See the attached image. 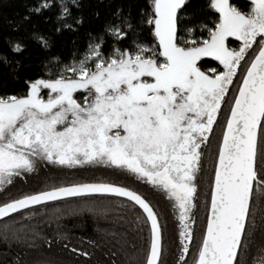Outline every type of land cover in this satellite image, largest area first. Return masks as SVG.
Returning <instances> with one entry per match:
<instances>
[{
    "label": "snow or ice",
    "instance_id": "snow-or-ice-1",
    "mask_svg": "<svg viewBox=\"0 0 264 264\" xmlns=\"http://www.w3.org/2000/svg\"><path fill=\"white\" fill-rule=\"evenodd\" d=\"M249 5L242 10L231 0H150V11L142 9L139 19L118 9L104 33L90 37L82 58H50L47 78L26 81L22 94L0 95V193L49 165L103 164L118 177H45L40 189L0 202V219L32 218L73 198L106 199L128 218L123 235L112 233L127 264H163L164 224L158 206L134 186L143 182L166 195L176 213L177 264H248L244 257L254 247L261 255L255 264H264V0ZM80 6L79 0H37L19 25L54 10L56 31L75 30L84 23L82 16L73 17ZM209 15L214 19L205 23ZM144 24L151 26L154 44L133 39L131 47L119 46ZM31 36L51 47L46 36ZM105 36L116 41L107 55ZM9 43L16 53L27 47L21 40ZM203 58H214L222 70L202 69ZM80 90L87 93L82 100L76 98ZM217 127L222 133L197 243V193Z\"/></svg>",
    "mask_w": 264,
    "mask_h": 264
},
{
    "label": "trees",
    "instance_id": "trees-1",
    "mask_svg": "<svg viewBox=\"0 0 264 264\" xmlns=\"http://www.w3.org/2000/svg\"><path fill=\"white\" fill-rule=\"evenodd\" d=\"M80 8H73V17L82 16L84 23L75 30L64 29L56 31L59 26L55 11H46L43 15H34L26 25H19V18L26 13V9L37 0H0V57L7 56L11 63L6 64L0 58V95L22 94L26 90V81L38 76L47 78V61L53 57H60L64 63H70L76 58H82L86 51L90 37L104 33L105 26L116 19L118 9L125 13L131 12L137 19L141 10L150 11V0H79ZM198 0H193L197 3ZM242 10H248L249 4L243 0H234ZM214 19L209 15L204 21ZM68 23H72L70 18ZM32 32L40 33L49 39L50 48H44L36 41ZM183 35V33H181ZM133 39L152 45L155 43L151 26L142 25L135 33L119 42L121 48H129ZM21 40L27 47L22 53L13 51L11 42ZM231 46L238 47L239 41L230 38ZM116 45L111 36H105L102 50L109 54ZM19 62V63H17ZM222 65L218 61L204 59L202 69L210 70ZM53 66V71H55ZM45 90V95H46ZM87 95L83 90L78 91L76 98L82 100ZM224 117H221V122ZM222 128L215 129L210 148L206 150L204 158L205 175L197 193L196 240L199 242L205 225L207 212L206 197L208 193V177L212 174L213 158L218 147ZM45 177H58L62 182H79L91 180L117 179L116 173L103 164L76 168H61L58 165L41 167L38 174L30 175L27 180L16 178L7 191L0 193V202L8 198H15L21 191L38 190ZM125 183V180L119 177ZM140 191L158 206L161 220L164 224L163 264H177L179 255V238L176 213L173 212L168 198L163 193L141 182ZM260 214L257 215L259 221ZM128 227V218L118 210L116 203L110 204L106 199L93 197L74 198L62 204H50L46 211L39 210L35 217L20 219L15 214L11 218L0 221V264H34L38 260H53L57 264H127L128 255L125 254L119 237L113 232L123 235ZM58 233L63 236H58ZM258 240L260 233L257 234ZM95 241V243H92ZM49 243L51 247L49 248ZM34 245V247H33ZM67 245V247H64ZM142 247V244L140 245ZM88 251L91 255L84 257L72 252V248ZM141 256L143 253L140 254ZM191 259V258H189ZM248 264H255L261 259L255 247L250 255L244 257Z\"/></svg>",
    "mask_w": 264,
    "mask_h": 264
},
{
    "label": "flooded vegetation",
    "instance_id": "flooded-vegetation-1",
    "mask_svg": "<svg viewBox=\"0 0 264 264\" xmlns=\"http://www.w3.org/2000/svg\"><path fill=\"white\" fill-rule=\"evenodd\" d=\"M234 0H231V2H233ZM243 1H245L246 3H248L249 4V0H243ZM204 59H208V60H215L214 58H203V60ZM195 211H196V209H195Z\"/></svg>",
    "mask_w": 264,
    "mask_h": 264
},
{
    "label": "water",
    "instance_id": "water-1",
    "mask_svg": "<svg viewBox=\"0 0 264 264\" xmlns=\"http://www.w3.org/2000/svg\"><path fill=\"white\" fill-rule=\"evenodd\" d=\"M96 195H99V194H96ZM74 199V198H73ZM15 215V214H14ZM4 219H6V218H3V219H0V221H2V220H4Z\"/></svg>",
    "mask_w": 264,
    "mask_h": 264
},
{
    "label": "rangeland",
    "instance_id": "rangeland-1",
    "mask_svg": "<svg viewBox=\"0 0 264 264\" xmlns=\"http://www.w3.org/2000/svg\"><path fill=\"white\" fill-rule=\"evenodd\" d=\"M47 93V92H46Z\"/></svg>",
    "mask_w": 264,
    "mask_h": 264
}]
</instances>
